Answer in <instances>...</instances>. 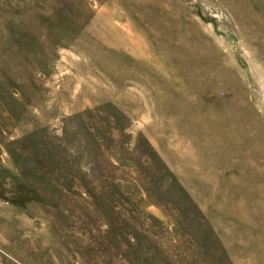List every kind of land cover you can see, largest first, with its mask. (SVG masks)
<instances>
[{"label": "rangeland", "instance_id": "rangeland-1", "mask_svg": "<svg viewBox=\"0 0 264 264\" xmlns=\"http://www.w3.org/2000/svg\"><path fill=\"white\" fill-rule=\"evenodd\" d=\"M0 264H264V0H0Z\"/></svg>", "mask_w": 264, "mask_h": 264}]
</instances>
